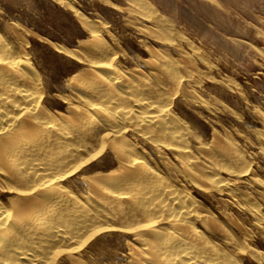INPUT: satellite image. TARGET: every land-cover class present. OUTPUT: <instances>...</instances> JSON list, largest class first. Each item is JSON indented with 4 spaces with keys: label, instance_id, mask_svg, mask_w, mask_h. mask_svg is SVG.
<instances>
[{
    "label": "rangeland",
    "instance_id": "1",
    "mask_svg": "<svg viewBox=\"0 0 264 264\" xmlns=\"http://www.w3.org/2000/svg\"><path fill=\"white\" fill-rule=\"evenodd\" d=\"M96 39L107 58L96 56ZM0 44L39 77L45 107L58 122L80 104L75 83L103 77L110 60L123 77L155 83L156 59L177 63L180 88L165 89L187 134L186 159L197 167L190 177L178 155L159 153L138 137L133 143L150 172L193 203L195 227L219 251L234 264H264V0H0ZM2 72L8 71L0 63ZM92 156L64 182L81 203L91 196L90 178L117 180L118 190L137 184L107 177L118 171L111 152ZM211 176L229 189H214ZM145 224L114 215L78 255L86 264H134L139 245L130 230ZM155 224L174 227L168 220Z\"/></svg>",
    "mask_w": 264,
    "mask_h": 264
},
{
    "label": "bare ground",
    "instance_id": "2",
    "mask_svg": "<svg viewBox=\"0 0 264 264\" xmlns=\"http://www.w3.org/2000/svg\"><path fill=\"white\" fill-rule=\"evenodd\" d=\"M96 41L94 53L107 58L109 52ZM0 53L8 71L0 75V264H86L78 251L117 214L147 223L130 230L139 245L133 251L134 264H234L195 227L200 216L189 198L150 172L132 140L138 137L159 153L178 155L189 176L197 167L186 159L187 134L174 120L165 89L180 88L177 63L156 59L155 83L123 77L110 60L103 77L75 83L80 104L72 118L58 122L45 107L39 77L25 61L14 59L5 44H0ZM90 65L99 66L93 61ZM103 150L118 165L117 172L106 176L137 184L118 190L117 180L90 178L92 198L81 203L64 182ZM208 182L218 190L230 187L216 176ZM3 195L8 197L1 199ZM158 220L174 227H157Z\"/></svg>",
    "mask_w": 264,
    "mask_h": 264
}]
</instances>
